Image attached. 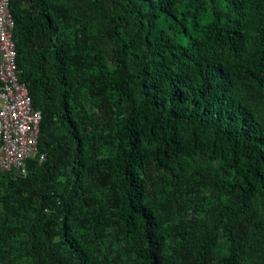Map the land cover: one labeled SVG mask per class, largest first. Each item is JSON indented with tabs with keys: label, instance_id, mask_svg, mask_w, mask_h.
Returning <instances> with one entry per match:
<instances>
[{
	"label": "trees",
	"instance_id": "obj_1",
	"mask_svg": "<svg viewBox=\"0 0 264 264\" xmlns=\"http://www.w3.org/2000/svg\"><path fill=\"white\" fill-rule=\"evenodd\" d=\"M8 10L40 121L0 264H264V0Z\"/></svg>",
	"mask_w": 264,
	"mask_h": 264
},
{
	"label": "built area",
	"instance_id": "obj_2",
	"mask_svg": "<svg viewBox=\"0 0 264 264\" xmlns=\"http://www.w3.org/2000/svg\"><path fill=\"white\" fill-rule=\"evenodd\" d=\"M12 28L8 0H0V174L22 172L25 160L36 154L40 121V112L17 79Z\"/></svg>",
	"mask_w": 264,
	"mask_h": 264
}]
</instances>
